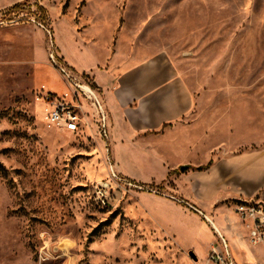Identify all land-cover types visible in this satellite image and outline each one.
I'll use <instances>...</instances> for the list:
<instances>
[{
    "label": "rangeland",
    "instance_id": "374dc122",
    "mask_svg": "<svg viewBox=\"0 0 264 264\" xmlns=\"http://www.w3.org/2000/svg\"><path fill=\"white\" fill-rule=\"evenodd\" d=\"M116 52L175 63L212 160L264 149V0H0V264H215L205 214L215 221L219 207L191 200L196 169H180L196 155L163 180L120 172L136 186L103 204L106 141L46 118V93L73 95L63 69L104 101L88 67ZM109 145L114 159L111 132Z\"/></svg>",
    "mask_w": 264,
    "mask_h": 264
},
{
    "label": "crops",
    "instance_id": "0c3cea01",
    "mask_svg": "<svg viewBox=\"0 0 264 264\" xmlns=\"http://www.w3.org/2000/svg\"><path fill=\"white\" fill-rule=\"evenodd\" d=\"M107 62L104 69L94 65L88 68L103 92L110 115L112 151L118 171L133 178L136 176L132 172L144 178L161 171L163 180L185 159L196 155L197 163L188 165L205 168L191 170L197 176V192L190 199L204 208L211 204L219 207L215 221L210 220L228 239L239 262L233 244L239 254L242 249H249L246 256L252 262L242 264L261 263L252 251L258 246L251 245L248 229L234 208L246 201L264 204V149L223 152L212 160L213 150L208 146L206 133L195 134L196 130L200 133L201 119H192L196 109L193 93L167 55L148 57L138 53L128 57L116 52ZM229 212L233 214L232 221L227 216ZM206 226L214 231L209 222Z\"/></svg>",
    "mask_w": 264,
    "mask_h": 264
},
{
    "label": "built area",
    "instance_id": "2783aa9c",
    "mask_svg": "<svg viewBox=\"0 0 264 264\" xmlns=\"http://www.w3.org/2000/svg\"><path fill=\"white\" fill-rule=\"evenodd\" d=\"M62 72L74 86L73 95L70 100H67V96L59 97L50 92L46 93L42 98L47 112L46 118L59 130L76 132L83 127L96 129L101 138L106 141V162L110 179L100 183L102 190L100 200L105 204L111 191L117 195L118 191H122L123 195V189H126V186L134 187L136 185L124 178L116 168L109 145L108 115L99 92L91 84L82 83L65 69ZM81 98L84 99L85 105H89V110L80 102ZM234 211L248 229L251 245L264 247V204L255 201L239 202L235 205ZM205 218L217 235V239L211 245L209 260L215 264H242L236 259L228 239L210 219L206 216Z\"/></svg>",
    "mask_w": 264,
    "mask_h": 264
},
{
    "label": "trees",
    "instance_id": "16d2710c",
    "mask_svg": "<svg viewBox=\"0 0 264 264\" xmlns=\"http://www.w3.org/2000/svg\"><path fill=\"white\" fill-rule=\"evenodd\" d=\"M18 6L16 5V7L15 8H17ZM190 168H192V169H198V170H203L205 167H192V166H189V165H186V166H182V167H180V169L182 170V171H186V170H188V169H190Z\"/></svg>",
    "mask_w": 264,
    "mask_h": 264
},
{
    "label": "bare ground",
    "instance_id": "6f19581e",
    "mask_svg": "<svg viewBox=\"0 0 264 264\" xmlns=\"http://www.w3.org/2000/svg\"><path fill=\"white\" fill-rule=\"evenodd\" d=\"M42 88H43V89H45L44 87H42ZM64 96H68V94H67V93H65V94H64ZM208 218H209V219H211L210 217H208Z\"/></svg>",
    "mask_w": 264,
    "mask_h": 264
}]
</instances>
